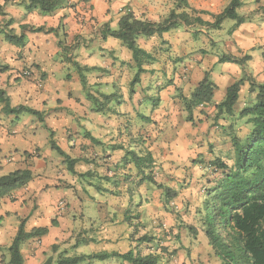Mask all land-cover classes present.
I'll return each instance as SVG.
<instances>
[{"label":"clouds","instance_id":"obj_1","mask_svg":"<svg viewBox=\"0 0 264 264\" xmlns=\"http://www.w3.org/2000/svg\"><path fill=\"white\" fill-rule=\"evenodd\" d=\"M0 264H264V0H0Z\"/></svg>","mask_w":264,"mask_h":264}]
</instances>
